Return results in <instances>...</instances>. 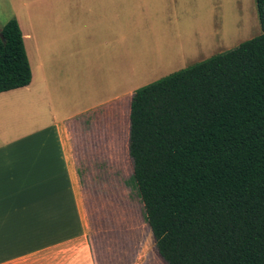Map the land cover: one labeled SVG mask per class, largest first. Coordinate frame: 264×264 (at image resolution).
Returning <instances> with one entry per match:
<instances>
[{"label": "crops", "instance_id": "obj_1", "mask_svg": "<svg viewBox=\"0 0 264 264\" xmlns=\"http://www.w3.org/2000/svg\"><path fill=\"white\" fill-rule=\"evenodd\" d=\"M196 1L0 0L32 70L0 93V264H119L88 198L130 157L134 93L195 58Z\"/></svg>", "mask_w": 264, "mask_h": 264}, {"label": "trees", "instance_id": "obj_2", "mask_svg": "<svg viewBox=\"0 0 264 264\" xmlns=\"http://www.w3.org/2000/svg\"><path fill=\"white\" fill-rule=\"evenodd\" d=\"M255 2L261 35L134 93L131 179L167 264H264V0ZM0 35V93L28 86L18 21Z\"/></svg>", "mask_w": 264, "mask_h": 264}, {"label": "rangeland", "instance_id": "obj_3", "mask_svg": "<svg viewBox=\"0 0 264 264\" xmlns=\"http://www.w3.org/2000/svg\"><path fill=\"white\" fill-rule=\"evenodd\" d=\"M196 3L198 9L192 13L193 22L183 20L182 23L192 28L184 31L183 41L192 40L196 55L177 71L262 34L255 0H197ZM189 35L192 37L188 38ZM132 175L133 163L128 156L119 162L118 182H113L115 187L101 190V199L88 198L90 223L92 227L104 230L103 245H111L113 249L118 247L119 264H167L158 254ZM95 200L102 203L96 204Z\"/></svg>", "mask_w": 264, "mask_h": 264}, {"label": "water", "instance_id": "obj_4", "mask_svg": "<svg viewBox=\"0 0 264 264\" xmlns=\"http://www.w3.org/2000/svg\"><path fill=\"white\" fill-rule=\"evenodd\" d=\"M1 36V38L3 39V41H5V39H4V37H3V35H0Z\"/></svg>", "mask_w": 264, "mask_h": 264}]
</instances>
